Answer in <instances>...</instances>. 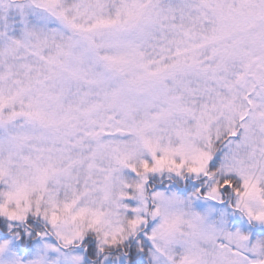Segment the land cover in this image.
Returning <instances> with one entry per match:
<instances>
[{
	"label": "clouds",
	"instance_id": "1",
	"mask_svg": "<svg viewBox=\"0 0 264 264\" xmlns=\"http://www.w3.org/2000/svg\"><path fill=\"white\" fill-rule=\"evenodd\" d=\"M0 264H264V0H0Z\"/></svg>",
	"mask_w": 264,
	"mask_h": 264
}]
</instances>
